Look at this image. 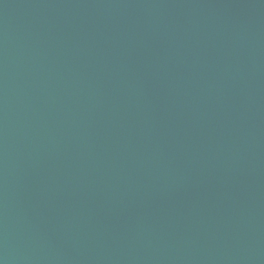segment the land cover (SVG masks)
<instances>
[{
  "label": "water",
  "instance_id": "95a60500",
  "mask_svg": "<svg viewBox=\"0 0 264 264\" xmlns=\"http://www.w3.org/2000/svg\"><path fill=\"white\" fill-rule=\"evenodd\" d=\"M0 264H264V0H0Z\"/></svg>",
  "mask_w": 264,
  "mask_h": 264
}]
</instances>
